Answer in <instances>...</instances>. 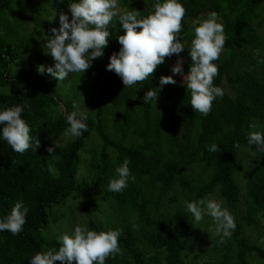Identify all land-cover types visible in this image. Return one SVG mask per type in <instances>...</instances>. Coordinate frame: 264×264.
Returning a JSON list of instances; mask_svg holds the SVG:
<instances>
[{
	"label": "trees",
	"instance_id": "1",
	"mask_svg": "<svg viewBox=\"0 0 264 264\" xmlns=\"http://www.w3.org/2000/svg\"><path fill=\"white\" fill-rule=\"evenodd\" d=\"M119 1L123 9H136L141 15H147L154 2ZM183 2L187 11L182 40L192 39L188 19L212 10L225 25L227 39L224 52L214 61L219 73L213 81L225 95L213 101L206 115L193 110L190 91L178 77L174 76L176 84L158 89L159 77L172 75L169 57L148 79L131 87L107 70L109 56L121 47L116 40L118 32L123 34L118 18L109 25L112 35L105 56L95 58L84 73L59 81L46 71L54 60L45 53V37L38 32L47 35L50 27H58L59 11L68 12L67 0H0V106L23 104L31 135L40 141L38 149L33 144L19 153L0 140V217L17 200L29 208L21 233L0 232V264H29L37 251L58 248L57 237L67 222L71 227L64 230L74 228L71 217L79 212L95 213L85 224L97 231L123 230L122 252L106 264H186L191 241L202 245L203 240L193 236L196 222L183 202L210 198L215 192L232 211L236 228L230 238L221 239L212 230V218L205 217L199 233L213 239L211 250L204 249L216 258L210 264L264 261V248L246 234L264 223V157L254 165V159H244L246 151H255L247 142L249 124L264 125V0ZM16 4L25 10L16 9ZM28 22L33 23L32 30L23 29ZM180 55L188 58L189 71L188 50ZM40 65L45 66L43 74ZM149 88L157 92L156 104L144 102ZM74 103L89 109L85 111L88 130L64 139L69 126L64 110L72 111ZM237 142L240 148L234 147ZM53 143L57 146L49 153ZM212 143L220 145L218 151L207 149ZM125 158L136 179L122 192L109 191V178ZM49 166L57 172H50ZM176 185L183 197H175L181 203L168 213L164 203L173 202L167 196ZM51 227L58 233L49 234Z\"/></svg>",
	"mask_w": 264,
	"mask_h": 264
},
{
	"label": "clouds",
	"instance_id": "2",
	"mask_svg": "<svg viewBox=\"0 0 264 264\" xmlns=\"http://www.w3.org/2000/svg\"><path fill=\"white\" fill-rule=\"evenodd\" d=\"M67 7L68 12L59 11L58 27H50L43 43L45 53L54 60V65L46 68L52 77L64 81L69 74L84 73L95 58L104 57L112 35L109 25L118 18L123 34L118 32L116 40L121 47L109 56L106 68L114 71L126 87L148 79L158 65L165 63L166 57L176 54V62L171 67L172 75L159 77V90L167 84H176L174 76L180 75L182 86L190 91L193 110L205 115L212 110L213 101L224 97V88L213 83L219 73V65L214 61L220 58L227 39L225 25L217 11L212 10L193 22L192 39L186 48L188 42L180 35L187 11L183 0H154L147 15H141V11L136 9L118 11L117 0H67ZM56 15L57 12L54 18ZM185 49L191 61L187 74L184 57L180 55ZM38 71L43 74L45 66H38ZM143 99L156 104L157 92L149 88ZM61 108H64L63 104ZM24 110V105L20 103L0 106V140L6 141L13 151L19 153L33 147V144L37 149L40 146L39 139L31 135V126L22 115ZM87 110L75 103L72 111L64 110V118L69 125L65 129L66 135L80 137L88 130ZM249 129L248 144L255 146L256 152L264 154V125L252 122ZM53 145L47 149L49 153L55 151L57 145ZM206 147L216 152L220 145L212 143ZM234 147L240 148L239 142ZM129 164L130 160L125 158L115 167L108 181L109 191L122 192L130 181H135ZM49 171L56 173L57 169L49 166ZM183 203L195 222L211 217L215 234L221 239L231 237L236 219L222 200L206 197L186 199ZM28 212L24 201L17 200L10 211L0 217V232L21 233L27 223ZM122 231L120 228L97 231L86 224H76L71 232H62L57 237L58 248L37 251L28 259L29 264H55L56 261L61 264H106L109 257L122 252L119 243Z\"/></svg>",
	"mask_w": 264,
	"mask_h": 264
},
{
	"label": "rangeland",
	"instance_id": "3",
	"mask_svg": "<svg viewBox=\"0 0 264 264\" xmlns=\"http://www.w3.org/2000/svg\"><path fill=\"white\" fill-rule=\"evenodd\" d=\"M17 4H20L21 6H23L21 1H18ZM17 4L15 5L16 9H19L20 11L25 10V9H23V7H21V6L17 5ZM117 9H118V11H121V12L123 10H125V8L123 9L121 1L117 2ZM196 20H197L196 17L188 19L189 23L191 24L190 25V29H192V24ZM26 24H24L23 29H25V30H32L33 29V27H34L33 23L31 24L30 22H28ZM23 32H24V30H23ZM190 32L193 35L192 30H190ZM38 34H39L40 37H45V35H46V34H44L43 32H40V31L38 32ZM190 42H191V39L188 41V44H186V48L188 47V45H190ZM183 57H184V70H185V74H187L189 60H188L187 57H185V56H183ZM175 62H176V58H172V57L168 58V66L170 68V71H171L172 65L175 64ZM175 76L178 77V79H179V81L181 83H183V79H182V77L180 75H175ZM67 87L68 86H64V88H67ZM90 109H93L95 111V108H93L92 106L90 107ZM73 137L74 136H71V135H65L64 139H66V138L71 139ZM95 146L96 145H93V147H95ZM244 156H245L244 159H247L246 161H248L251 158L254 159V161L252 162L251 165H254V163L255 164H257V163L259 164L260 157L261 158L264 157L263 154L257 153L256 151L251 152L250 150L246 151ZM190 174L192 176L196 177V174H195V172L193 170H190ZM243 184H244V182L242 181V185ZM181 189L182 188H181L180 185H176L175 187L170 189L171 193H169L167 197H170L173 202H169V200L167 199V200H165V203H164L165 209L167 210L168 213H174L176 207H179V204L181 203V201H178L175 197L176 196L179 197V198L183 197ZM210 198H216L218 200H222L221 197H220V193L219 192H215L214 194H212L210 196ZM68 204L72 207V205H75V202L71 200ZM62 209L63 210H67V208L64 207V206L62 207ZM89 215L90 214H88V212H79L76 216L74 215L71 218L73 219V221L76 224L84 225L85 221H88L89 218H95V213L94 212L91 213V216H89ZM96 216H97V213H96ZM101 224H102V222H101ZM204 225H205V220H203V221H201L199 223H197V222L195 223V227H194L195 235H193V236L195 238L199 237V239H202L203 243H202V245H199L195 240L191 241V244H190L189 248L186 250V253L188 254V256L187 257L185 256V258H184L186 264H210V263H215L216 262V258L212 259V258H210L208 256V251L211 250V246L213 244V239L211 237L207 236V235H203V233L202 234L199 233V231L204 227ZM70 227H71V222H67L65 224L64 228H63V232H71V231L64 230L65 228H70ZM55 231H57V229L56 228L54 229V228L51 227L49 234H52ZM56 233H58V232H55V234ZM246 234H247V236L250 237V239L252 241L257 242V244L261 245L264 248V223H262L258 227V230H248L247 229ZM200 246L203 247V248H201L203 250H199ZM204 249H207L208 251H204ZM189 255L192 256V257H189ZM73 264H75V262H73ZM252 264H264V261L259 259V258H255L254 261L252 262Z\"/></svg>",
	"mask_w": 264,
	"mask_h": 264
}]
</instances>
